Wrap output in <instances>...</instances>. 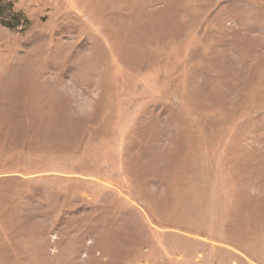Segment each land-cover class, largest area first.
I'll list each match as a JSON object with an SVG mask.
<instances>
[{
  "label": "rangeland",
  "instance_id": "rangeland-1",
  "mask_svg": "<svg viewBox=\"0 0 264 264\" xmlns=\"http://www.w3.org/2000/svg\"><path fill=\"white\" fill-rule=\"evenodd\" d=\"M0 264H264V0H0Z\"/></svg>",
  "mask_w": 264,
  "mask_h": 264
}]
</instances>
